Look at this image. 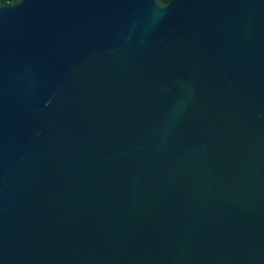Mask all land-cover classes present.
Instances as JSON below:
<instances>
[{
    "label": "water",
    "instance_id": "obj_1",
    "mask_svg": "<svg viewBox=\"0 0 264 264\" xmlns=\"http://www.w3.org/2000/svg\"><path fill=\"white\" fill-rule=\"evenodd\" d=\"M0 264H264V0H0Z\"/></svg>",
    "mask_w": 264,
    "mask_h": 264
},
{
    "label": "trees",
    "instance_id": "obj_2",
    "mask_svg": "<svg viewBox=\"0 0 264 264\" xmlns=\"http://www.w3.org/2000/svg\"><path fill=\"white\" fill-rule=\"evenodd\" d=\"M163 3H169L171 0H160ZM6 3H11V1H5Z\"/></svg>",
    "mask_w": 264,
    "mask_h": 264
}]
</instances>
